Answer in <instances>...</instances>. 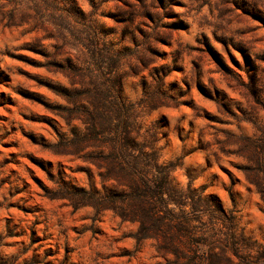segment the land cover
Masks as SVG:
<instances>
[{
  "label": "rangeland",
  "instance_id": "374dc122",
  "mask_svg": "<svg viewBox=\"0 0 264 264\" xmlns=\"http://www.w3.org/2000/svg\"><path fill=\"white\" fill-rule=\"evenodd\" d=\"M89 34L119 52L123 95L141 132L156 129L171 186L216 197L264 247L243 171L244 148L264 147V0H0V264L180 262L137 241L135 223L55 197L95 170L57 146L83 128L60 116L72 86L59 65L88 55Z\"/></svg>",
  "mask_w": 264,
  "mask_h": 264
},
{
  "label": "trees",
  "instance_id": "16d2710c",
  "mask_svg": "<svg viewBox=\"0 0 264 264\" xmlns=\"http://www.w3.org/2000/svg\"><path fill=\"white\" fill-rule=\"evenodd\" d=\"M96 40L89 34L88 55L59 65L72 86L64 89L70 107L60 116L68 126L79 120L83 128L71 126L57 143L61 154L81 157L95 170L86 168L83 185L61 179L55 197L75 209L111 211L135 223L137 241L153 240L156 251L175 256L177 264L264 261V247L244 234L234 209L203 191L171 186V166L160 161L156 129L141 132L134 105L123 95L119 52L101 49ZM244 153L245 178L264 206V147L250 145Z\"/></svg>",
  "mask_w": 264,
  "mask_h": 264
}]
</instances>
